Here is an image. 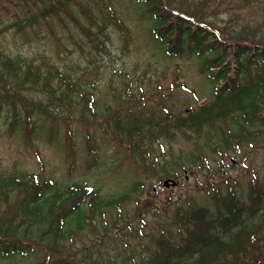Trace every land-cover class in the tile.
<instances>
[{
	"label": "trees",
	"instance_id": "1",
	"mask_svg": "<svg viewBox=\"0 0 264 264\" xmlns=\"http://www.w3.org/2000/svg\"><path fill=\"white\" fill-rule=\"evenodd\" d=\"M132 1L140 12L149 13L150 41L154 48L168 58L187 55L195 59L200 74L212 86V97L185 114H161L148 119L113 118L114 139L131 151L141 149L142 165L147 168L150 164L147 171H153L158 178L179 179L180 171L195 173L196 167L205 168V159L200 157L196 146L165 161L153 162V159L149 163L146 156L151 149L147 140H153L161 149V143L170 141L177 133L187 137L188 133L200 134L205 128L215 131L218 126L221 130L223 126L228 130L229 125L235 126L237 131L217 145L223 156L225 149L234 151L240 143L250 144L261 135L264 132V32L243 36L228 28L229 36L221 32L225 35L222 37L220 30L203 21L201 14L169 8L165 0ZM33 20L30 17L26 22ZM231 31L235 33L232 35ZM97 44L104 46L103 41ZM2 85L9 86L13 97L4 95ZM19 87L45 95L46 103L56 108L49 110L41 102L28 100ZM123 87L115 94L117 106L125 110L141 106L140 93L128 83ZM92 93L74 80L69 69L60 71L44 59L35 63L0 56V94L11 102L15 99L25 103L26 112L28 106L36 109L40 118L36 125L26 113L25 117L14 118L9 123L13 131L24 130L27 141L35 132L41 137L46 125L54 127L62 108L69 113L66 117L61 115L62 121L78 120L70 113L76 114V106L81 105L79 110L84 116L80 121L86 123L89 112L97 108L90 103V99H95ZM216 180L203 184L208 196L205 203L179 199L173 203L166 201L160 207L137 197L142 187L139 182L107 198L86 185H63L11 169L0 174V260L30 258L38 254V248H44L45 258L55 254L54 264H73L65 254L72 246L69 243L75 244L81 232H87L88 240L93 239L91 243L99 240L100 248L110 247L113 251L107 255L97 247H88V257L94 264H264L261 234L264 184L250 181L247 197L242 201L235 187L221 177ZM130 202L133 208L126 209ZM154 216L160 217L155 231L149 229V217Z\"/></svg>",
	"mask_w": 264,
	"mask_h": 264
},
{
	"label": "rangeland",
	"instance_id": "2",
	"mask_svg": "<svg viewBox=\"0 0 264 264\" xmlns=\"http://www.w3.org/2000/svg\"><path fill=\"white\" fill-rule=\"evenodd\" d=\"M165 2L169 8L187 10L196 16L201 14L203 21L228 36V28L236 29L243 36L264 32V0ZM139 10L132 0H0V56L35 63L44 59L60 71L69 69L82 88L93 92L95 99H90V103L97 106L96 110L89 112L86 123L80 121L84 116L79 110L81 105L76 106V114L70 113L78 120L64 118L62 121L61 115L66 117L69 114L62 108L54 127L46 125L41 137L35 132L27 141L24 130L13 131L9 123L28 113L37 125L40 121L37 110L28 106L26 112L25 103L6 100L4 95L13 96L9 86L2 85L5 93L0 94V174L11 169L39 173L40 177L63 185L91 186L107 198L125 192L131 184L139 182L142 187L137 197L160 207L166 201L173 203L179 199L205 203L208 196L203 184L221 177L235 187L242 201L245 200L250 181L264 184V132L251 141V146L247 142L240 143L234 151L225 149L223 156L217 145L224 137L231 136V132L237 131L235 126L229 125V130L225 126L221 130L218 126L215 131L205 128L200 134L188 133V138L177 133L170 141H163L161 149L153 140H147L151 149L146 156L149 163L153 159V162L165 161L195 146L200 157L205 159V168L196 167L193 174L180 171L172 188H163V179L151 173L153 171H147L150 164L147 168L142 165L144 152L141 149L131 151L114 139L113 118L138 116L148 119L161 114H185L212 97V86L205 75L200 74L195 59L187 55L168 58L154 48L150 41L149 13ZM30 17L34 20L26 22ZM231 32L232 35L235 33ZM221 35L225 37L224 33ZM100 41H103V47L97 46ZM124 83L140 93L138 98L143 97L141 106L134 110L119 108L115 102V94L124 89ZM19 88L29 97L28 100L41 102L49 110L56 108L46 103L45 95L28 92L26 87ZM230 159L236 162L231 164ZM153 187L155 192H152ZM125 208L132 209L133 202L126 204ZM149 219V229L157 230L160 217ZM261 234L264 237V225ZM79 238L75 244L69 243L72 246L65 253L73 264H94L88 257L90 246L99 248L102 254H113L110 247L109 250L100 248L99 240L91 243L93 239L88 240L87 232H81ZM37 251L38 254L30 258L13 257L0 260V263H55L52 258L55 254L45 258L47 251L44 248ZM99 251L94 253L98 255Z\"/></svg>",
	"mask_w": 264,
	"mask_h": 264
},
{
	"label": "water",
	"instance_id": "3",
	"mask_svg": "<svg viewBox=\"0 0 264 264\" xmlns=\"http://www.w3.org/2000/svg\"><path fill=\"white\" fill-rule=\"evenodd\" d=\"M169 182H170V180H165V181H163V185L164 186H173L174 185V183L173 182H170V184H169Z\"/></svg>",
	"mask_w": 264,
	"mask_h": 264
}]
</instances>
